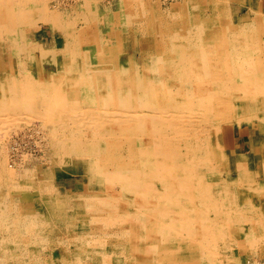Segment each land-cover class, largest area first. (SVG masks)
Here are the masks:
<instances>
[{
	"label": "bare ground",
	"instance_id": "bare-ground-1",
	"mask_svg": "<svg viewBox=\"0 0 264 264\" xmlns=\"http://www.w3.org/2000/svg\"><path fill=\"white\" fill-rule=\"evenodd\" d=\"M251 258L264 0H0V264Z\"/></svg>",
	"mask_w": 264,
	"mask_h": 264
},
{
	"label": "rangeland",
	"instance_id": "rangeland-1",
	"mask_svg": "<svg viewBox=\"0 0 264 264\" xmlns=\"http://www.w3.org/2000/svg\"><path fill=\"white\" fill-rule=\"evenodd\" d=\"M44 29L41 30V32L39 33L38 38L42 37L41 39L47 41L46 45H48L51 43L52 38H51V36H45L44 35V32H45ZM41 34H43L44 36H42ZM228 127H230V126H228ZM256 134H257V131L254 132V129L252 127H250L247 124H243L240 127L239 132L235 133V139H234V141H232L233 142L232 145L229 147L227 146L225 150L228 153L233 152V151H238L240 153H246V152H249L251 150L252 151L254 150V152L258 153L259 147L256 146L255 143H254V145L250 144L252 142V140L257 136ZM21 145H20L21 147H23V148L25 147L24 144H21ZM245 146H246V148H245ZM229 148L230 149L232 148V149L230 150ZM235 148H237V149H235ZM80 178H81L80 176L67 173L66 176H63L58 180V185L60 186L62 191H64L65 189H72V188H74L75 183L78 180H80ZM260 263L264 264V262H262L259 258H251L245 264H260Z\"/></svg>",
	"mask_w": 264,
	"mask_h": 264
}]
</instances>
